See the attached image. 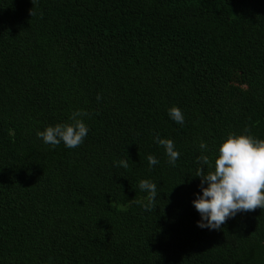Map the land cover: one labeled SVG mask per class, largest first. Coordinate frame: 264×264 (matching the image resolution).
Returning <instances> with one entry per match:
<instances>
[{"label": "trees", "instance_id": "16d2710c", "mask_svg": "<svg viewBox=\"0 0 264 264\" xmlns=\"http://www.w3.org/2000/svg\"><path fill=\"white\" fill-rule=\"evenodd\" d=\"M262 161L264 0H0V264H264Z\"/></svg>", "mask_w": 264, "mask_h": 264}, {"label": "rangeland", "instance_id": "374dc122", "mask_svg": "<svg viewBox=\"0 0 264 264\" xmlns=\"http://www.w3.org/2000/svg\"><path fill=\"white\" fill-rule=\"evenodd\" d=\"M263 197H264V181L259 182L258 185L249 194V198L253 203L259 202Z\"/></svg>", "mask_w": 264, "mask_h": 264}, {"label": "clouds", "instance_id": "9594fccd", "mask_svg": "<svg viewBox=\"0 0 264 264\" xmlns=\"http://www.w3.org/2000/svg\"><path fill=\"white\" fill-rule=\"evenodd\" d=\"M207 115H206V113L204 112V114H203V118H205ZM260 167H262L263 169H264V161H262L260 164H258ZM259 182H262V181H257L255 184L256 185H258V183ZM263 200H264V197H263ZM252 202V201H251ZM260 202V201H259ZM253 203V202H252ZM202 230V229H201ZM202 232H203V234H206V232H204L203 230H202Z\"/></svg>", "mask_w": 264, "mask_h": 264}]
</instances>
